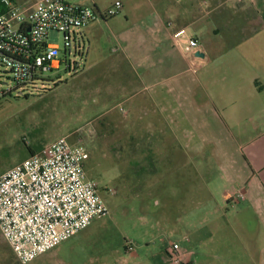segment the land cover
I'll return each instance as SVG.
<instances>
[{
  "label": "crops",
  "instance_id": "0c3cea01",
  "mask_svg": "<svg viewBox=\"0 0 264 264\" xmlns=\"http://www.w3.org/2000/svg\"><path fill=\"white\" fill-rule=\"evenodd\" d=\"M71 1L102 13L122 4L121 19L82 30L84 71L100 84L114 79L119 115L109 120L125 119L123 129L141 136L132 151L142 157L131 163L143 168L141 191L174 183L175 211L190 215L181 228L190 248L174 242L181 264H264V0H117L105 10L100 0ZM180 29L187 35L176 41ZM191 38L205 54L196 74L187 63ZM75 237L30 264H79L84 244ZM1 240L0 264H20ZM172 244L158 264H173Z\"/></svg>",
  "mask_w": 264,
  "mask_h": 264
},
{
  "label": "rangeland",
  "instance_id": "374dc122",
  "mask_svg": "<svg viewBox=\"0 0 264 264\" xmlns=\"http://www.w3.org/2000/svg\"><path fill=\"white\" fill-rule=\"evenodd\" d=\"M116 1L100 0L101 8ZM122 15L120 10L118 19ZM48 42L61 50L64 47L63 36L57 32H51ZM88 50L87 46L86 54ZM94 56L95 50L91 59ZM84 65L77 74L63 65L30 96L0 102V175L31 157L29 148L37 154L63 137L82 145L90 154L86 177L97 185L108 215L96 218L76 235L75 240L82 241L85 249L79 252V264L85 257L86 264H158L155 256L169 243L190 248L183 239L184 235L189 238V231L181 230L188 228L190 215L175 211L172 182L153 181L149 190L141 191L143 168L131 166L142 157L141 150L132 151L142 148L141 136L123 129L125 119L110 122V117L119 115L114 110L117 95L111 92L114 79L100 84L93 71H84ZM101 113L106 116L104 125L99 124ZM1 239L0 234V247ZM130 252L139 258L133 259Z\"/></svg>",
  "mask_w": 264,
  "mask_h": 264
},
{
  "label": "built area",
  "instance_id": "2783aa9c",
  "mask_svg": "<svg viewBox=\"0 0 264 264\" xmlns=\"http://www.w3.org/2000/svg\"><path fill=\"white\" fill-rule=\"evenodd\" d=\"M0 5V102L30 96L63 65L77 74L86 55L82 30L118 16L122 8L117 2L102 13L71 0H38L30 6L0 0ZM51 32L62 34V50L48 42ZM186 35L180 29L174 39ZM187 44L189 71L196 74L202 45L195 38ZM89 158L85 147L63 137L0 175V234L20 264H30L108 215L97 185L86 177ZM179 251L175 243L166 250L173 264H181Z\"/></svg>",
  "mask_w": 264,
  "mask_h": 264
},
{
  "label": "trees",
  "instance_id": "16d2710c",
  "mask_svg": "<svg viewBox=\"0 0 264 264\" xmlns=\"http://www.w3.org/2000/svg\"><path fill=\"white\" fill-rule=\"evenodd\" d=\"M3 13V9L1 8V5H0V14ZM29 152L31 155H35L36 152L32 149V148H29Z\"/></svg>",
  "mask_w": 264,
  "mask_h": 264
},
{
  "label": "water",
  "instance_id": "95a60500",
  "mask_svg": "<svg viewBox=\"0 0 264 264\" xmlns=\"http://www.w3.org/2000/svg\"><path fill=\"white\" fill-rule=\"evenodd\" d=\"M196 55H197V57H202V58H203V57H205V54H204V53H202V52H197V54H196Z\"/></svg>",
  "mask_w": 264,
  "mask_h": 264
}]
</instances>
